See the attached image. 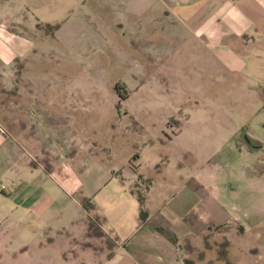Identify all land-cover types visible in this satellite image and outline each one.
Returning <instances> with one entry per match:
<instances>
[{
    "label": "crops",
    "instance_id": "0c3cea01",
    "mask_svg": "<svg viewBox=\"0 0 264 264\" xmlns=\"http://www.w3.org/2000/svg\"><path fill=\"white\" fill-rule=\"evenodd\" d=\"M39 1L46 9L54 6V0ZM123 1L132 18L141 16L148 27L160 29L153 37L144 34V42L158 38L157 56H151L160 61L159 70L166 77V84L160 86L176 92L169 103L146 98L143 107L155 109L152 119L159 124L176 118V108L187 103L217 109V115L202 119L210 125V152L187 145L182 160L180 150L159 151V142L171 141L184 130L187 117L174 126L173 136L160 128L161 134L144 140V147L127 158L104 157L95 150L96 142L86 151H74L71 144L77 141H71V131L86 123L87 85L72 84L70 68L41 69L33 64L49 55L39 50L46 49L47 37L40 36L37 0H0V101L9 94L6 106L14 119L0 113L6 128L0 130V185H6L0 186L2 251L22 246L40 251L53 245L57 234H84L91 224V210L95 222L113 237L107 258L113 264H188L181 256L180 238L191 236L196 223L209 227L250 222L263 235L264 173L257 167L264 162V131L249 115L264 114V0ZM77 3H67L72 12ZM79 5L87 6L85 0ZM87 13L84 10L76 20L71 40L65 41L78 43L85 36L91 22ZM68 20L52 32L60 44L59 31ZM29 63L30 67H22ZM25 76L29 79L23 82ZM54 134H62L60 157L38 159L31 141H53L58 138ZM240 134L246 144L237 141ZM244 149L254 153V162L249 163ZM237 151L246 156L240 167L233 165ZM229 155L235 156L233 162ZM173 159L182 165L176 186L166 173ZM133 160L137 163L131 166ZM136 177L137 183L146 182L141 190L147 209L144 218ZM217 248L212 254L210 249L213 264H225L228 258H235L237 264H264V243ZM225 250L234 254L218 255Z\"/></svg>",
    "mask_w": 264,
    "mask_h": 264
},
{
    "label": "rangeland",
    "instance_id": "374dc122",
    "mask_svg": "<svg viewBox=\"0 0 264 264\" xmlns=\"http://www.w3.org/2000/svg\"><path fill=\"white\" fill-rule=\"evenodd\" d=\"M70 1L78 2L77 5L71 6L75 7L73 12L67 5ZM119 1L122 2L118 4ZM37 2L36 14L42 19L48 18L52 23H62L67 18L69 20L59 31L63 37L60 44L58 40L52 38L53 26L47 24V21L38 19L40 36L47 37L44 43L46 49L39 50L40 53L49 55L33 64L41 69L70 68L71 83L87 85L84 98L86 123L76 125L75 130L71 131V141H77V144H71V148L76 147L74 151H78V148L86 151L88 144L93 146L92 142H96L95 150L104 157L127 158L133 154V151L138 152V149L144 147L142 143L144 140L161 134L160 128L167 136H173L174 126L180 125L182 118L187 117L184 130L174 135L171 141L159 142V151L169 153L180 150L183 153L182 160L185 155L183 149L187 145L193 146L198 152H210V125L202 119L217 115L214 114L217 109L214 107H211V110L210 107L204 109L200 106L193 108L187 103L183 109L176 108V118L171 116L167 119L168 122L161 121L159 124V121L152 119L155 109L143 107V101L146 98L166 104L172 101L176 94L168 90L165 85L160 86L161 83L166 84V77H163L159 70L160 61L151 56L158 52V38L151 39L150 43L144 42V34L147 37H153L159 34L160 29L148 27V20L142 19L141 16L132 18L123 0H85L86 7L79 5L80 0H54L53 8L49 9H46V5L39 0ZM84 10H88L86 17L91 21L90 26L85 27V36L78 43L65 41L71 40L76 30V20L81 19ZM31 64H23L22 67H30ZM18 77L22 78L20 75ZM28 79L29 76L23 77V82ZM9 104L10 96L5 93L0 101V113L12 116L11 109L6 106ZM165 109L171 110L169 107ZM249 117H252L250 119L252 123L255 122L264 131V114L249 115ZM9 118L14 120L13 116ZM1 119L2 117L0 122ZM55 126L61 127L57 124ZM255 132L254 136L259 138L258 132ZM59 135H56L57 139L48 142L41 139L32 140L35 156L43 161L59 158L58 148L63 147L62 134ZM230 140L235 142L236 139ZM237 141L246 144L245 137L241 134ZM248 142L253 145L258 144V141L254 139H249ZM243 151L248 154L249 163L254 162L252 161L254 153L247 152L245 149ZM148 152L146 148L145 156ZM237 152L239 156L236 155L233 165L240 167L243 163L242 158L246 156ZM220 155V151L215 153L216 158ZM234 157L229 155V161L232 158L230 162H233ZM134 163L137 162L133 160L130 165L133 166ZM181 167V163L176 159L167 163L166 173L175 179L174 186L178 185L177 180H181L179 170ZM257 168L264 173V162ZM138 180L136 177L135 185L136 187L139 185L140 190H143L146 182L139 184ZM84 204L89 208L87 202ZM89 216L91 224L86 233L57 234L53 245L49 248L41 247L40 251H32L26 246L15 250H0V264H113L107 261L113 251V237L95 222L97 217L93 210L89 212ZM262 228L264 229V224ZM244 242L251 245L264 243V232L263 235H259L250 222L232 221L228 224L209 227L196 223L191 236L180 238L181 256L188 264H213L210 260V249L212 254L213 248L220 249L217 248L219 245ZM223 254L231 256L234 253L228 250L218 253L219 256ZM225 264H237V262L235 258H228Z\"/></svg>",
    "mask_w": 264,
    "mask_h": 264
},
{
    "label": "trees",
    "instance_id": "16d2710c",
    "mask_svg": "<svg viewBox=\"0 0 264 264\" xmlns=\"http://www.w3.org/2000/svg\"><path fill=\"white\" fill-rule=\"evenodd\" d=\"M47 24L53 26V30L57 29L59 27V25H60L59 22L54 23V24H51V23H47ZM138 198H139V201H140V204H141L140 215H141L142 218H144L146 216V214H147V209L145 207V195H144V193L141 190L138 191ZM167 234H168V236L170 238H172V239L174 238V236H173V234L171 232L167 231Z\"/></svg>",
    "mask_w": 264,
    "mask_h": 264
},
{
    "label": "built area",
    "instance_id": "2783aa9c",
    "mask_svg": "<svg viewBox=\"0 0 264 264\" xmlns=\"http://www.w3.org/2000/svg\"><path fill=\"white\" fill-rule=\"evenodd\" d=\"M0 130H2V131H6V128L4 127V125L0 122ZM2 188H5L6 187V185L5 184H1L0 185Z\"/></svg>",
    "mask_w": 264,
    "mask_h": 264
}]
</instances>
